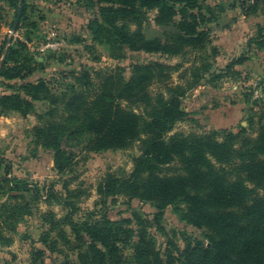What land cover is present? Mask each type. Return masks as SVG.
Wrapping results in <instances>:
<instances>
[{
    "label": "trees",
    "instance_id": "1",
    "mask_svg": "<svg viewBox=\"0 0 264 264\" xmlns=\"http://www.w3.org/2000/svg\"><path fill=\"white\" fill-rule=\"evenodd\" d=\"M205 1L98 0L105 6L99 7V17L89 23L93 40L118 53L113 56L123 57L127 51L171 58L199 53L201 58L194 55L178 74L180 78L189 73L186 86L171 81L182 64L149 61L133 66L127 80L120 74L122 68L96 73L83 70L72 74L60 91L40 80L24 87L26 98L15 93L0 97V113L36 118L33 137L37 144L54 151L59 173L76 163L74 149L99 153L141 141V155L134 159L129 177L119 180L110 176L99 192L124 194L150 203L157 212L152 219L138 220L137 229L122 225L132 220L78 223L68 217L66 224L73 239L67 244L77 251L76 262L63 264H264V197L259 195V191L264 193V99L256 109H249L246 127L236 132L219 129L168 135L187 115L182 98L210 73L218 55L208 30L202 27L210 21L202 11ZM245 7L243 4L248 13L250 6ZM143 9H155V22L172 23L179 33L170 41H161L147 39L138 27L130 31L127 23H140ZM22 14L23 6L20 18ZM255 45L264 48V22L257 28ZM15 53L16 49L9 48L0 78L19 76L15 67H8ZM247 60L240 56L227 67ZM152 85L160 90L152 93ZM123 101L129 106H121ZM38 103L45 104L43 110H38ZM4 187L7 192L31 188L24 179L12 176L7 165L0 178V190ZM11 198L24 199L19 195ZM170 205L189 226L203 230V240H188L182 250L170 239L164 251L156 247L151 229L162 230L159 220ZM29 206L28 202L8 205V217L18 221L29 213ZM134 217L140 219L137 214ZM6 243L0 235V245ZM126 246L132 250L130 259L123 256Z\"/></svg>",
    "mask_w": 264,
    "mask_h": 264
},
{
    "label": "rangeland",
    "instance_id": "2",
    "mask_svg": "<svg viewBox=\"0 0 264 264\" xmlns=\"http://www.w3.org/2000/svg\"><path fill=\"white\" fill-rule=\"evenodd\" d=\"M21 2L23 14L12 31ZM243 4L245 9L250 6L248 13L243 11ZM100 6L105 4L98 0H0V68L3 55L13 47L16 53L8 61V67H15V73L19 72L12 80L0 78V97L15 93L26 98L24 87L40 80L60 91L72 80V74L83 70L96 73L122 68L120 74L127 80L133 66L149 61L172 66L182 64L180 71L173 72L171 81L186 86L189 73H183L180 78L178 74L190 65L194 55L201 58L199 53L171 58L127 51L123 57L113 56L118 53L93 40L88 29L90 21L99 17ZM202 11L210 18L202 27L208 30L210 44L217 48L218 55L210 73L182 98L187 115L168 135L219 129L236 132L246 127L249 109H256L264 99V48L255 45L257 28L264 22V0H206ZM156 15L155 9H143L140 23H127V28L134 31L138 27L150 40L170 41L179 31L172 23L157 24ZM10 36L11 44L6 46ZM240 56L248 60L227 67ZM159 90L158 85L150 87L152 93ZM120 104L129 106L124 101ZM44 107L45 104L38 103L39 111ZM36 123L32 115L0 113V178L7 165L12 176L24 179L31 187L27 192H7L6 187L0 190V235L7 241L6 245H0V264L76 262L77 251L67 244V240L73 239L66 224L69 218L78 223L132 220L122 225L133 229H137L138 220L152 219L157 210L150 203L124 194L99 192L110 176L119 180L129 177L134 159L141 155V141L134 140L122 149L99 153L74 149L76 163L59 173L54 164V151L43 148L33 137L32 127ZM14 195L24 199L11 198ZM259 195L264 197L263 192L259 191ZM16 202L21 206L28 202L30 211L13 221V217H8L7 207ZM179 208L185 210L183 204ZM178 212L174 205L166 207L159 220L162 230L151 229L156 247L161 251L167 239L181 250L188 240H203V230L189 226ZM131 255L130 246H126L123 256L130 259Z\"/></svg>",
    "mask_w": 264,
    "mask_h": 264
},
{
    "label": "water",
    "instance_id": "3",
    "mask_svg": "<svg viewBox=\"0 0 264 264\" xmlns=\"http://www.w3.org/2000/svg\"><path fill=\"white\" fill-rule=\"evenodd\" d=\"M22 5H23V4H22V2H21L20 5H19L18 13H17V15H16V18H15L14 23H13V26H12V31H15L16 26H17V24H18V22H19V19H20V13H21V9H22ZM11 41H12V37L10 36V37L8 38V40H7V45H6V46L10 45ZM5 55H6V52H5V54L3 55L2 59H1V64L3 63V61H4V59H5Z\"/></svg>",
    "mask_w": 264,
    "mask_h": 264
}]
</instances>
